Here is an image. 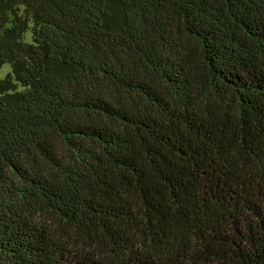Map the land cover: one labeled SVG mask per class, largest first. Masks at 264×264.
I'll return each mask as SVG.
<instances>
[{"label":"trees","instance_id":"1","mask_svg":"<svg viewBox=\"0 0 264 264\" xmlns=\"http://www.w3.org/2000/svg\"><path fill=\"white\" fill-rule=\"evenodd\" d=\"M0 264H264V0H0Z\"/></svg>","mask_w":264,"mask_h":264},{"label":"rangeland","instance_id":"2","mask_svg":"<svg viewBox=\"0 0 264 264\" xmlns=\"http://www.w3.org/2000/svg\"><path fill=\"white\" fill-rule=\"evenodd\" d=\"M10 71V66L8 63H5L0 68V78H3L7 72Z\"/></svg>","mask_w":264,"mask_h":264}]
</instances>
